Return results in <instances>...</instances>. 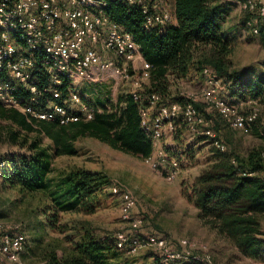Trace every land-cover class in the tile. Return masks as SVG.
<instances>
[{
	"label": "trees",
	"instance_id": "trees-1",
	"mask_svg": "<svg viewBox=\"0 0 264 264\" xmlns=\"http://www.w3.org/2000/svg\"><path fill=\"white\" fill-rule=\"evenodd\" d=\"M228 5L222 0H174V22L145 27L140 9L120 0H108L105 14L133 36L141 47L143 59L151 66L148 78L136 92L137 99L131 92L120 94L108 109H96L91 120L65 125L57 121H29L15 109L0 105V118L16 127L7 133L9 143L26 149L24 154L0 158L4 163L0 180L16 187L21 194L50 190V204L44 212L49 227L57 225L60 212L93 213L98 206V195L107 185L106 177L96 171L73 167L51 182L48 175L52 158L75 156V141L86 136L114 150L142 158L149 156L152 141L141 128L140 108L150 107L152 95L159 97L155 109L161 103L173 101V81L202 79L203 69H208L221 82L225 96L233 104H259L251 132L261 144L245 149L233 145L228 149L218 139L225 149H212L211 158L192 182L188 197L197 209V217L218 236L229 241L243 256L264 261L261 229L264 220V77L233 66L230 56L235 35L231 27L226 26ZM244 13L251 17L249 12ZM260 36L264 45V29L260 30ZM184 100L181 97L175 101L183 103ZM199 103L195 106L201 109L203 106ZM42 138H47L50 145L44 146ZM119 251L124 252L116 248L114 236L107 242L83 231L73 242L69 254L59 258L48 253L45 262L122 264ZM158 258L160 260L159 255Z\"/></svg>",
	"mask_w": 264,
	"mask_h": 264
},
{
	"label": "rangeland",
	"instance_id": "rangeland-1",
	"mask_svg": "<svg viewBox=\"0 0 264 264\" xmlns=\"http://www.w3.org/2000/svg\"><path fill=\"white\" fill-rule=\"evenodd\" d=\"M228 6L226 26L231 27L235 35L230 56L233 66L249 69L254 76L264 77V45L260 36V30L264 28H260L257 34L252 33L250 26L246 24L250 16L240 11L235 4L229 3ZM161 7L171 14V22H174V0H161ZM118 65L126 68L127 78L116 76L110 71L91 69V78L75 80L72 89L98 111L108 109L120 94L131 92L137 96L136 92L148 78L141 79V61L133 64L119 61ZM208 77L213 76L208 69H203L202 79L184 78L173 81V101H166L169 103H161L159 106L180 103L175 100H180L181 97L185 98V102L187 98L198 96L193 104L195 106L196 102H201L199 104L203 107L195 108L208 121L207 128L228 149L233 145L238 149L260 145L261 141L251 132L252 129L249 134H244L231 128L216 110H206L199 95ZM225 93L220 84L217 94L224 97ZM158 100L159 97L149 108H142L150 119L157 111L154 105ZM233 105L243 113L253 108H257L258 113L260 110L258 103ZM139 113L141 116V111ZM177 118L172 120L171 127L164 123L156 146L153 148L152 145V159L158 162L156 167L145 162V157L114 150L88 136L75 141V156L53 157L52 170L48 175L51 182L73 167L99 172L107 179V185L99 193L98 206L93 213L60 212L55 227L47 225L44 214L50 204V190L21 194L16 187H10L0 180V224L11 232L26 234V244L20 253L21 263L46 264L48 253H54L59 258L66 256L83 231L99 239L104 238L107 242L112 240L117 231H129L128 224L121 218L120 196L121 192H128L136 199L131 216L140 222L141 236H162L176 249L181 248L179 239H187L193 244L190 251L195 255H208L212 264H264V261L254 260L237 252L229 241L218 236L197 217V209L188 197L190 186L208 164L211 151L216 147L202 133L203 125H189L181 116ZM15 128L10 121L0 118V158L26 153L25 148L14 146L8 141L7 133ZM42 144L48 146L50 141L42 138ZM172 160L177 162L179 169L176 177L168 181L165 176ZM113 187L117 188V192L112 191ZM261 229L264 233V220ZM119 254L122 264H160L158 252L147 246L133 255L121 251ZM2 264L12 263L5 261Z\"/></svg>",
	"mask_w": 264,
	"mask_h": 264
},
{
	"label": "built area",
	"instance_id": "built-area-1",
	"mask_svg": "<svg viewBox=\"0 0 264 264\" xmlns=\"http://www.w3.org/2000/svg\"><path fill=\"white\" fill-rule=\"evenodd\" d=\"M120 1L140 9L145 27L173 22L171 14L161 7V0ZM222 1L250 13L246 24L252 33L257 34L264 28V0ZM107 4L108 0H0V105L15 109L33 122L57 121L60 125L85 122L93 118L96 108L72 89L75 80L91 78V69L127 78V70L118 65L119 61L130 64L141 61V79L147 78L151 66L142 58L140 45L105 14ZM220 84L216 78L208 77L199 98L206 110H216L231 128L249 134L258 109L240 112L226 96L217 94ZM133 96L137 99L135 93ZM197 97L159 106L152 119L140 108V124L150 135L153 148L164 123L171 127L172 120L181 116L189 125H203L202 133L212 145L225 149L195 108L193 101ZM157 99V95H152L150 103ZM152 154L144 161L156 167L158 162L152 159ZM3 166L0 160V179ZM168 166L165 177L172 181L178 173V164L172 160ZM112 191L117 192V188L113 187ZM120 196L121 218L129 231L115 233L116 248L133 255L147 246L158 252L160 264L187 261L212 264L208 255L191 252L193 244L187 239H179L181 248L176 249L162 236H141L140 222L131 216L136 199L128 192H121ZM25 244L26 234L11 232L0 224V264L5 261L22 264L20 253Z\"/></svg>",
	"mask_w": 264,
	"mask_h": 264
}]
</instances>
